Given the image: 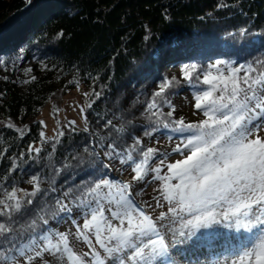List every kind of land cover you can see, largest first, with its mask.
I'll use <instances>...</instances> for the list:
<instances>
[{
  "label": "snow or ice",
  "instance_id": "obj_1",
  "mask_svg": "<svg viewBox=\"0 0 264 264\" xmlns=\"http://www.w3.org/2000/svg\"><path fill=\"white\" fill-rule=\"evenodd\" d=\"M246 31L242 29L241 34ZM31 72V68L25 69L26 74ZM180 72V79L196 89L192 93L194 114L203 119L186 122L183 117H174L176 108L169 94L179 84L176 77L159 84L142 115L155 125L144 128L143 136L152 137L159 126L177 134L171 153L181 158L168 162L169 153L161 156L154 147L144 148L139 136L123 149L115 141L105 144L96 137L95 143L89 141L94 146L88 177L54 197L52 206L47 200L43 204L36 201L38 195H48L41 188L39 174L29 177L30 191L16 186L9 190L0 184V264H175L161 231L165 226H157V221L167 219L173 224L179 220V229L169 231L183 240L174 243L187 242L201 230L216 226L252 235L250 246L238 251L227 264H264V59L244 63L218 59L206 66L190 63L182 65ZM35 80L32 76L24 83ZM68 83L79 90L80 82L75 78ZM82 96L89 99L79 107L78 115L87 124L86 112L94 103L91 97L99 98L100 93L93 89ZM164 105L169 109L166 112ZM60 111L52 109L56 116ZM37 124L41 127L40 146L37 142L27 145L28 157L33 160L43 152V145L51 144L54 152L66 131H77L75 120L61 124L56 119L59 127L49 137L45 121ZM4 127L21 140L32 132L28 125L17 126L11 119ZM104 127L115 126L108 120ZM83 131L88 132V127ZM167 138L173 140V136ZM96 147L104 149L109 163L100 161L97 167ZM84 151L89 152L87 145ZM7 153L8 148L0 149V160ZM24 156L23 150L18 157L7 156L11 164L0 179L6 181ZM113 160L131 168V181L108 175ZM149 175L160 182L155 189L159 196L153 198L155 206L162 207L161 200L168 205L155 219L132 199V184L145 182ZM74 209L82 223L74 218ZM27 216L31 219L25 227L20 222ZM50 221L56 225L50 227ZM69 221L75 231H60L59 225ZM70 236L88 250L78 253Z\"/></svg>",
  "mask_w": 264,
  "mask_h": 264
},
{
  "label": "trees",
  "instance_id": "obj_2",
  "mask_svg": "<svg viewBox=\"0 0 264 264\" xmlns=\"http://www.w3.org/2000/svg\"><path fill=\"white\" fill-rule=\"evenodd\" d=\"M36 1L25 8L29 0H0V31L17 26L12 36L0 40L5 69L0 75V149L8 148L7 156L25 152L19 168L6 181L0 179V184L9 190L16 186L30 191L29 177L39 174L41 188L48 193L46 198L36 197L41 204L47 200L52 206L54 197L88 177L96 137L105 144L115 141L123 149L139 136L144 148L154 147L163 156L164 150L154 144L155 137L177 140V134L159 126L152 137H144L143 129L155 125L142 113L159 84L176 77L179 84L169 94L176 108L174 117L198 121L186 118L176 106L181 91L192 94L196 90L180 79L182 65L264 59V0H43L45 8L32 9ZM242 29L247 31L241 34ZM28 68L32 72L26 74ZM32 76L34 82L24 83ZM73 78L80 82V95L93 89L100 93L99 98L91 97L94 103L86 112L84 128L89 131L77 127L75 133L66 131L56 151L46 144L38 158L29 159L27 145L37 142L40 146L37 122L44 107L78 90L68 83ZM83 99L86 103L89 98ZM168 110L164 105L163 111ZM9 119L17 126L28 125L31 134L19 139L4 127ZM108 120L114 128L104 127ZM120 128L124 131L117 132ZM86 145L89 152L84 151ZM103 151L95 148L97 167L100 161L109 163ZM7 156L0 160V178L11 164ZM112 164L122 166L118 160ZM108 175L112 177L110 171ZM147 179L154 181L151 175ZM140 183H133L132 189ZM132 191L136 194L137 189ZM74 218L83 222L75 209ZM30 219L25 217L21 225L26 227ZM55 225L56 221H50V227ZM68 225L60 224L59 230H68Z\"/></svg>",
  "mask_w": 264,
  "mask_h": 264
},
{
  "label": "rangeland",
  "instance_id": "obj_3",
  "mask_svg": "<svg viewBox=\"0 0 264 264\" xmlns=\"http://www.w3.org/2000/svg\"><path fill=\"white\" fill-rule=\"evenodd\" d=\"M46 5L47 3L45 1L38 0L33 5L32 9H39L41 7L45 8ZM30 6L31 4L29 5V7ZM23 18L24 20L26 19L25 16ZM16 27H17L16 25H12L0 31V40L4 37L12 36L14 31L16 30ZM2 65L3 64L0 63V75H2L5 72V69L2 67ZM79 92L80 91L76 89L69 91L63 97L61 96L57 101L54 100L53 103L51 102L50 104L44 107L40 119L44 120L45 123L47 124V128L44 129L47 136L51 137L55 135L56 130L59 127L56 125V119H59L61 124L66 123L68 120H75L77 128H82V129L84 128L85 121L83 120L81 115H78V111H79V107L85 105V100L83 99V96L80 95ZM193 104L194 102L192 100V94L190 91L184 90L179 93L178 100L176 101V106L184 114V116L189 120L203 119L202 115L194 114L195 109L193 107ZM53 107H58L59 109H61L58 116H56L52 112ZM177 142L178 139L169 141L168 139L160 138V136H156L154 139L155 146L162 148L165 153L170 154L168 156V162H174L176 159L181 158L178 154L171 153V149L175 146V143ZM130 169L131 168L129 167L125 168L124 166L123 167L116 165L113 166L112 164V170L110 171V173L112 174V177H114L115 179L126 181L129 180L130 175L131 177L133 175ZM159 184H160L159 181L150 182L147 179L145 182L140 183L139 186L133 189L135 191L137 189L136 191L137 195L136 196L134 194L132 195L134 201L136 202L138 201L137 203L143 206L144 210L145 211L147 210L148 213H150L154 219L161 212H166L168 207V205L163 200H161L162 207L155 206L156 201L153 198L159 196L158 191H155V189H158ZM146 199L149 200L150 203L147 202ZM147 204L152 205V207H147L146 206ZM145 206L147 209H145ZM161 225L165 226L161 228V231L165 235V239L169 244L170 253L172 255L173 260L175 261V264H191L194 262L196 264H210L211 262L215 261L217 258L224 256V254L235 252L234 250H226L224 248L226 245L239 244L240 248H244L250 242V241L243 242L242 237L244 238V236L247 237L249 235L247 233H244L243 236L240 234H235L234 236L235 240L233 241H225L224 239L215 240L209 237L199 240H192L193 242L187 241L184 244H179L178 242L174 243V240L177 241V239H179V236L178 235L174 236L173 233L169 231L170 228L179 229L180 226L179 220H177L175 224L171 223L170 219L164 221H157V226L160 227ZM68 226H70L69 229H71L73 232L75 231V228L71 224ZM65 229L66 227H64V230ZM60 230H63V228L61 227ZM70 239L73 241V246L78 253H82L88 250L86 246H84L82 243L75 241L73 237L70 236ZM204 245L217 247V250H213L211 253L198 250L200 247ZM53 264H55V262H53Z\"/></svg>",
  "mask_w": 264,
  "mask_h": 264
},
{
  "label": "bare ground",
  "instance_id": "obj_4",
  "mask_svg": "<svg viewBox=\"0 0 264 264\" xmlns=\"http://www.w3.org/2000/svg\"><path fill=\"white\" fill-rule=\"evenodd\" d=\"M235 234H240L243 236L244 232H236L234 230H226L220 226H216L213 230H201L200 233L197 234V237H194L192 238L191 242H193L192 240H199V239H204V238H213V239H224L225 241H233L235 240ZM250 237V240L254 239V236L252 235H248ZM245 237L244 238L242 237L243 241L248 240L249 237ZM183 240V238H180L177 239V241H181ZM179 244H184L185 242L181 243V242H178ZM250 246V245H249ZM236 254V253H235ZM235 254H226L225 256H223L222 258H218L216 259L215 261L211 262L210 264H216L217 261L220 262V264H227L228 261H230ZM191 264H196L195 262L194 263H191Z\"/></svg>",
  "mask_w": 264,
  "mask_h": 264
},
{
  "label": "water",
  "instance_id": "obj_5",
  "mask_svg": "<svg viewBox=\"0 0 264 264\" xmlns=\"http://www.w3.org/2000/svg\"><path fill=\"white\" fill-rule=\"evenodd\" d=\"M32 0H29V2H28V4H27V6L26 7H29V5H30V2H31Z\"/></svg>",
  "mask_w": 264,
  "mask_h": 264
}]
</instances>
